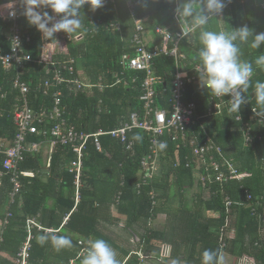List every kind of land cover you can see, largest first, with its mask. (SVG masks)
Segmentation results:
<instances>
[{"label":"trees","instance_id":"16d2710c","mask_svg":"<svg viewBox=\"0 0 264 264\" xmlns=\"http://www.w3.org/2000/svg\"><path fill=\"white\" fill-rule=\"evenodd\" d=\"M133 1L135 16L146 17L144 24L150 33L157 26L172 33L167 42L170 46L181 30L174 13L178 0ZM18 3L17 25L23 48L32 60L20 70L0 66V93H5V98L0 100L4 110L0 117V147L9 146L17 131L11 118L12 105L18 97V91L13 89L17 71L30 89L28 101L36 110L41 107L50 110L54 104L53 92L61 90L59 98L65 107L64 118L77 131H108L129 122L134 112L141 115L143 104L139 97L143 93L144 72L128 69L122 63L123 55L134 52L130 41L133 19L124 0H115L95 11L85 4L80 10L81 29L71 35L55 33L51 40L45 39L28 23L23 0ZM10 25L11 22L0 21V47L4 50L9 47ZM241 26H248L254 35L264 32V8L249 0H231L221 15L210 17L206 28L232 31ZM150 33L147 35L151 37ZM198 35L197 31L181 38L178 46L185 55L179 59V68L188 72L180 104L183 108L190 106L192 112L191 122L185 129L189 138L198 134V141H201L209 136L219 144L226 160L241 175L240 179L225 178L222 182L224 192L219 183L207 187L195 184L193 173L197 164L191 162V148L173 138L172 129H166L163 135L155 136L159 141V151L154 155L158 172L138 187L143 173L141 160L151 151L153 135L151 131L133 127L126 130L124 139L117 135H101V150L96 149L93 138L87 141L77 198L74 174L69 171L76 155L69 146L56 144L50 148L48 144L43 145L21 163L22 187L13 202L9 199L8 177L1 178L0 264H17L14 259L26 239L28 217H34L44 229L32 230L34 236L27 264H70V260H74L73 264H82L92 239H103L115 252L120 251L118 264L157 260L164 245L169 247V255L160 261L161 264H167L169 258L179 259L180 255L187 264H201L205 250L216 252L218 262L221 255L227 253L236 259L247 257L255 264H264V243L260 240L264 213V124L257 118V113L264 116V108L257 104L254 94L257 85L264 83V70L253 63L254 71L244 93L247 102L240 110L233 109L229 96L208 95L199 81L194 80L199 78L193 68L199 63ZM252 39L250 36L249 41ZM148 40V46L161 43L157 35ZM55 44L65 47V53L53 50ZM240 48L242 60L254 62L257 56L264 54V44L258 50L251 48L250 43L241 44ZM42 52L46 59L54 62L66 61L70 54L75 59V72L72 75L64 72V77L76 76L92 86L77 90L70 82L51 83L54 81L51 67L37 62ZM153 64L155 75L163 80V84L155 88V104L169 109L173 98L170 87L176 72L174 59L160 55L153 59ZM117 78L121 80L119 83H116ZM46 81L49 91L44 95L42 89ZM245 129L248 140L244 137ZM137 135L142 139L137 140ZM162 141L166 145L164 149L159 147ZM1 162L0 156V167ZM221 169L227 172L225 167ZM247 193L263 199L251 205L246 200ZM225 196L233 202L228 209L224 204ZM159 215H164V226L154 229L151 224ZM120 217L124 225L119 228ZM226 220L235 229V235L225 238L226 246L222 247L220 230L225 229ZM118 231L125 232L127 239ZM53 234L68 236L71 246L57 250L50 239ZM41 236L49 239L42 242Z\"/></svg>","mask_w":264,"mask_h":264},{"label":"built area","instance_id":"2783aa9c","mask_svg":"<svg viewBox=\"0 0 264 264\" xmlns=\"http://www.w3.org/2000/svg\"><path fill=\"white\" fill-rule=\"evenodd\" d=\"M127 8H129L130 15L133 19V32L130 38L131 43L134 46V52L131 54H125L122 56V63L128 69L140 70L144 72V81L142 83L143 93H141L139 99L141 100L143 110L141 115L139 113H132L130 115V121L121 126L120 128L103 131L98 130L94 133H87L83 131H77L75 126L64 118L65 107L61 105L60 94L61 90H55L53 92V102L50 110H44L42 107L38 110L31 107L28 101V95L30 94V89L28 85L21 80L20 74L17 71L13 80V89L18 91V97L16 96L15 101L12 105V121L16 126L15 136L9 146L6 148L0 147V156L2 157L1 167H0V184L1 178L7 176L9 183L11 184V190L9 192L10 202L14 201L15 195L20 193L22 183H21V173L20 165L25 160L28 154L36 152L43 145L48 144L50 148L54 145L59 144L62 146H69L76 157L71 161L69 166V171L74 174L75 183V196L78 198L79 189L82 185L81 174L83 169L82 155L83 150L87 141L90 138L94 140V146L96 149L101 150L99 137L101 135H112L121 136L122 139L125 138L126 130L133 127L142 128L151 131V146L149 154L146 153L145 157L141 160L142 171V181L138 182L137 186L146 184L147 181L151 180L153 176L158 172V167L156 165L154 155H157L158 149V139L156 135H163L166 129H172L173 138H178L183 146H189L193 158L192 163L197 164L194 169V179L195 184H201L203 187L208 185L219 183L220 190H223L222 182L225 178L235 177L240 179L241 175L236 171L233 164L226 160L224 151L222 147L217 144L209 136H206L204 140L198 141V134H194L192 137H188V131L185 129L186 124L191 122V107L183 108L180 104V97L183 91L184 80L188 77V72L186 70L180 69L178 62L179 59L185 58V55L179 51V41L181 40L180 32H177L174 41L170 46H167V42L172 38V33L165 28L157 26L152 33H150L146 28L144 21L146 17H136L135 16V2L133 0H124ZM231 0H226L225 5ZM264 8V0H249ZM19 0H5L0 2V21L1 22H11L9 28V47L4 50L0 47V66L5 69L16 68L20 70L24 65L31 61L32 58L29 53L23 48L22 35L18 29L17 20L20 17V6ZM115 0H104L103 6L113 4ZM102 6V7H103ZM225 6V7H226ZM50 15H55L48 9ZM222 14V13H221ZM220 14V15H221ZM58 18V17H57ZM63 31L57 32L62 33ZM154 35L161 37V43H154L148 46L151 37ZM67 37V36H66ZM53 50H58L60 53H65L66 48L62 45H53ZM164 55L174 59L176 72L174 79L171 82L170 91L172 92L173 98L171 101V108L167 109L163 107H157L155 104L156 96V86L163 84V80L155 75V68L153 64V59L157 56ZM66 61H57L46 59L44 54L39 56L37 60L38 64H43L46 67H51L53 71L54 81L59 85L63 82H70L74 84L75 89L80 90L85 87H91L92 84L81 81L79 77L74 76L73 78L64 77V72L69 75L75 72V59L70 57V54L66 56ZM195 82L199 81V78H194ZM121 80L116 79V83ZM49 82L44 83V88L42 93L48 94ZM40 87L38 86V89ZM5 98V93H0V100ZM230 103H233L231 98ZM256 112V108H253ZM4 110L0 106V117L2 116ZM258 121L264 124V116L257 113ZM246 126V123H244ZM35 136V139L32 137ZM245 140H248V132L244 131ZM196 139V141H195ZM164 143L163 141L160 142ZM225 167L227 172L223 171L221 168ZM214 170V173L211 172ZM214 174V175H213ZM208 194H211L210 192ZM225 207L228 209L232 205V201L228 196H225ZM261 196L246 194V200L252 205L253 201L259 203ZM10 215V212H7ZM262 220L264 223V213L262 215ZM225 229L220 230V236L222 240V247L226 246V230L228 222L225 221ZM26 227V239L21 244L16 256L15 262L17 264H27L28 250L31 245V240L33 238V228H38L40 230L44 229L42 225L34 218L28 217L25 221ZM48 231H51L47 229ZM2 233V227L0 228V234ZM225 235V237H224ZM2 241V236H0V242ZM82 254H85L83 251ZM169 255V247L164 245L162 247L161 255L159 256L160 261ZM142 257V256H141ZM74 260H70V264H73ZM236 264H255L252 260L247 257L238 258Z\"/></svg>","mask_w":264,"mask_h":264},{"label":"clouds","instance_id":"9594fccd","mask_svg":"<svg viewBox=\"0 0 264 264\" xmlns=\"http://www.w3.org/2000/svg\"><path fill=\"white\" fill-rule=\"evenodd\" d=\"M24 15L30 25L42 33L45 39H54V34L63 31L69 35L81 29L80 10L88 4L95 11L102 7L104 0H23ZM225 0H178L174 9L180 25L182 38L194 32H199L198 51L199 63L193 67L198 73L199 86L208 95L215 97L229 96L233 100L232 108L240 110L246 103L245 91L249 86L253 63L264 70V54L252 61L241 59V44L250 43L253 49H260L264 44V32L253 34L248 26L233 28L232 31H212L206 28L210 17H217L223 12ZM50 9L55 15H50ZM58 17V18H57ZM253 37L249 41V37ZM256 102L264 108V83H260L255 91ZM137 140L142 139L139 135ZM160 149L166 145L161 143ZM41 241L49 239L41 236ZM54 246L69 247L72 240L68 236L52 235ZM162 262V261H161ZM82 264H118L116 253L103 239H94L89 243L87 254L82 258ZM201 264H218V254L212 250L202 253Z\"/></svg>","mask_w":264,"mask_h":264},{"label":"crops","instance_id":"0c3cea01","mask_svg":"<svg viewBox=\"0 0 264 264\" xmlns=\"http://www.w3.org/2000/svg\"><path fill=\"white\" fill-rule=\"evenodd\" d=\"M261 198L263 199V197L261 196ZM4 210V209H3ZM160 216H163V217H161V218H163V225L162 226H159L157 223H155L156 221H158L159 219H160ZM121 219H120V221H119V224H118V226H119V228L120 227H123V225H124V221H123V218L122 217H120ZM160 221V220H159ZM164 223H165V220H164V215H159V217L151 224V226H153V228L154 229H160V228H163V226H164ZM0 228H1V225H0ZM118 228V229H119ZM118 233L123 237V238H125V239H127V235H126V233L125 232H123V231H118ZM226 237L227 238H232L234 235H235V229L231 226V225H229V221H228V225H227V230H226ZM93 240V239H92ZM92 240H90V242L92 241ZM260 240H262L263 241V243H264V223H262V227H261V229H260ZM116 253V259L118 258V256L121 254V252L120 251H117V252H115ZM141 257V255H140V253H139V258ZM183 257V255L181 256H179V259L180 258H182ZM142 258V257H141ZM184 259V258H183ZM141 260V259H140ZM143 260V259H142ZM151 260H153V261H155V262H158V263H160L158 260H155V259H150V260H144V261H139V263L140 264H150L151 262ZM237 260H238V258L236 259V258H234L233 256H231V255H229V254H227V253H223L222 255H221V258H220V260H219V262H218V264H236V262H237Z\"/></svg>","mask_w":264,"mask_h":264},{"label":"water","instance_id":"95a60500","mask_svg":"<svg viewBox=\"0 0 264 264\" xmlns=\"http://www.w3.org/2000/svg\"><path fill=\"white\" fill-rule=\"evenodd\" d=\"M44 11H48V9H44ZM49 12V11H48ZM167 264H187V261L182 258L180 259H172V258H169L167 259Z\"/></svg>","mask_w":264,"mask_h":264},{"label":"rangeland","instance_id":"374dc122","mask_svg":"<svg viewBox=\"0 0 264 264\" xmlns=\"http://www.w3.org/2000/svg\"><path fill=\"white\" fill-rule=\"evenodd\" d=\"M260 2V0H258L256 3H259ZM78 38V37H77ZM77 38H75V39H77ZM197 82V81H196ZM188 198H189V196H188ZM193 205V202L190 204V206H192ZM161 217H163V216H160V221L158 220V221H156L155 223H157L159 226H162L163 225V218H161ZM152 228H153V226H152ZM158 229V228H157ZM161 229V228H160ZM150 260V259H149ZM157 260L160 262V259L159 258H157ZM151 263L150 264H161V263H158V262H155V261H153V260H151L150 261ZM167 263V262H166ZM145 264V263H144Z\"/></svg>","mask_w":264,"mask_h":264}]
</instances>
